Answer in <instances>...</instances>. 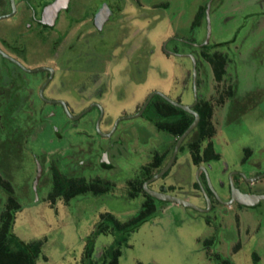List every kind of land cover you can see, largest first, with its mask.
<instances>
[{"label":"rangeland","instance_id":"1","mask_svg":"<svg viewBox=\"0 0 264 264\" xmlns=\"http://www.w3.org/2000/svg\"><path fill=\"white\" fill-rule=\"evenodd\" d=\"M9 1L0 0V12L11 10ZM21 1L15 0L16 16L0 20V49L8 50L5 44L16 47L11 53L26 67H59L46 97L65 101L74 114L100 102L106 113L100 128L105 131L120 115H132L154 91L194 101L192 61L167 51L193 52L200 59L201 100L216 107L214 131L200 143L201 153L211 144L220 156L208 165L214 190L224 199L228 196L226 177L240 167L243 155L252 157L242 167L244 172H264V0H72L69 13L58 21L55 32L30 21V17L25 21L30 13ZM23 1L46 4L51 0ZM211 1L208 22L203 11ZM102 2L112 6L111 20L103 30L95 28L97 33L89 25L85 39L96 38H89L85 47L74 44L66 51L80 27L73 29L64 42L60 32L78 20L91 24L89 19ZM209 25L210 46L232 38L235 41L206 53L175 39L169 42L174 36L205 41ZM80 49L83 59L76 58ZM45 78L43 72L26 73L0 54V90L12 87L6 97L11 100L9 105L17 108L9 122V116L0 120L4 123L0 127V213L6 211L8 198L1 185L7 187L9 183L23 206L16 213L13 231L24 241L40 243L37 264H84L88 239L101 216L110 212L125 221L137 213L145 196L128 197L127 180L132 184L141 181L150 148L161 142L164 147L170 146L175 137L154 135L144 145L141 143L153 132L146 126L148 112L142 118L123 121L110 141L117 144L119 137L126 138L122 147L114 145L110 151L112 163L120 167L102 172L100 143L107 140L95 125L99 109L94 108L79 121H70L60 104L45 106L39 99ZM249 93H255L263 103L226 128L229 102L242 100ZM49 123L59 128L61 137ZM131 129L132 140L127 141ZM125 148L129 152L116 159L115 154ZM191 159L192 151L186 146L163 183H180V190L166 191L204 207L205 193L192 184L198 178ZM53 160L69 177L108 178L114 187L105 195H80L68 202L58 198L52 203L48 193ZM38 162L44 164L45 174L36 184ZM254 186L264 190V180ZM216 203L212 201L213 208L207 214L172 202L158 203L161 211L134 232L127 245L109 229L99 234L93 246L90 243L91 262L107 263L119 251V264H264V201L255 208Z\"/></svg>","mask_w":264,"mask_h":264},{"label":"flooded vegetation","instance_id":"2","mask_svg":"<svg viewBox=\"0 0 264 264\" xmlns=\"http://www.w3.org/2000/svg\"><path fill=\"white\" fill-rule=\"evenodd\" d=\"M37 1H40V0H37ZM55 1L56 0H51L48 3H46V4H42L41 2H38V3L37 2H34L35 4H33L30 1L24 2L22 0L21 2L22 3H25V8H26L27 12L30 13V14L26 15L25 21H28L29 20V17H30V21L35 22V23H38V24H42V25H44V27L50 28L51 30H54V32H55V29L57 27L58 21L59 20L62 21L65 18L66 14L69 13L72 0L69 1V4H68V7L67 8H63V9L59 10V12L57 13V16L54 17V11L53 10L52 11H45V10H46V8L49 5L53 4V2H55ZM9 2L11 3V0ZM14 2H15V0H14ZM104 3H107L109 5L110 10H111V15L109 17V20L107 22H105V24L103 25V28L102 29H99L96 26V24H95V16H96L97 12L99 11V9L102 7V5ZM208 3H207V5H208ZM207 5H206L205 10H204L205 11V14H206V10H207ZM211 6H212V3H211ZM15 8L16 9H15V12L14 13L12 11L13 10L12 5H11V10H9L7 12H4L3 11V13L0 12V17L6 16L5 18H1L0 20L3 19V20H6V21H9L14 16H16V14L18 13V8H17L16 3H15ZM210 11H211V9H210ZM113 12H114V10L112 9V6L108 2H102L93 11L92 17L89 19V21L91 22V24L89 22H86L85 20H78V21H76L74 23V26L73 27H69V29L68 28L67 29H64L62 31V33L60 32V35L61 34L62 35L65 34L64 37H63V41H62V42H64L65 39H66V37L71 33V31L73 29H75L76 27H80L79 30L77 31V33L72 37V40L68 44L66 51L67 50H72V47L74 46V44H76V45L78 44L81 47H83V46L85 47L88 44L86 42H88V39L89 38L90 39L91 38H96V36H90V37L88 36V38L85 39L84 33L86 31H89L90 30V26L89 25H92L94 27V30L93 29L92 30L95 31L96 33H97V31L95 30V28L97 30H103L105 28L106 24L111 20ZM10 14H12V15L10 16ZM206 17H207V14H206ZM207 36H208V34H207ZM207 36H206L205 41L204 40H202V41H196L193 38H191V39H184V38H180V37H175L174 36V37L169 38V42L172 39H175V41H177V42L186 43L188 46H191V47L196 48V49H200L201 51H203V48L206 47V46L207 47L209 46L210 48L216 47L215 46L216 44L210 46L211 36H210V40H209L208 44L204 45V43L207 40ZM234 41H235L234 38H232L231 40H228V41H224V42H230V43L228 45H222V46H229ZM224 42H220V43H217V44H221V43H224ZM61 44H63V43H61ZM5 45H6V47L8 48L9 51L8 50H5V49H0V54L3 55V57L6 60L11 61L17 67L22 68L23 71H25L26 73H36V74H39L40 72H43V73L46 74V78H45L43 84L41 85V87L39 88V99L42 101V103L45 106H46V104L47 105L48 104H52V105L53 104H55V105L58 104L59 105L60 104V101H63V100H61V99H51V98H48V97L45 96V92H46L47 88L55 80L56 70L59 67H51V66H46V65H41V66H37V67H32L31 65H28L26 67L23 63H21L19 60H17L14 57V55L11 53V51H15L16 52V47H14L12 45L11 46H9V45L7 46V44H5ZM59 46H61L60 43L54 47L55 48V51L58 49ZM217 47H219V46H217ZM167 52H168V54H170L172 56L183 57V58H187V59H189V60L192 61V67H193V70H192V83L193 84L191 83V85L193 86L192 88L194 90V93H195V88H194V62L192 60V56L195 58L196 63H197V66H196V68H197V99H196V93H195V96H194V101H186V102L184 100L176 99V98H174L171 95H166V96L168 98H170L172 101L167 100V99H165V98H163V97L160 96L161 98H163V100H159V101L154 102L155 106L153 108H149V105H150V103H152V100L154 98L153 97L152 100L149 102L148 106L146 107V109L144 110L143 114L140 117H137V118H142L144 116V114L146 113V111H148V117L145 118L146 126H147V128L148 127H151L150 128L151 129L150 130V133L153 131L151 133V136H149V138L146 140V142L145 143H141L140 142L141 144H144V145L149 144V142H151L152 139H154V135H161V136L167 135V136L175 137V142L172 145H170V146L164 147V146H162L163 144L161 142V143H159L160 146L158 145L155 148H150V153H149V156H148V160H147V162L143 166V168H144V175H145V177H143V179H142L143 185H144V183L146 181L151 180L156 174H158L162 169H164L168 165L169 161L171 160L172 155H173L174 150H175L176 143H177L178 139L180 138V136L182 135L181 134V135L178 136L176 132H178L180 130L182 124L184 123L185 114L189 115V117L192 118V120L190 122V125L196 119L195 114H198L199 115L200 121H201V113L202 112L205 115H208L209 114L206 117L207 131L208 132L211 131V133H213V131H214V126L213 125H214V120H215L214 118H216L215 117V108L216 107L214 106V104H212L209 101L201 100V92H200L201 78H200V59H199V57L195 53H193V52H187V53H185V52H179L177 49H173V50L167 51ZM3 53L5 55H7V56H5ZM16 54H18V53H16ZM66 54H67V52L65 53V55ZM83 56H84V52H83L82 49H80V53H78V52L76 53V58L83 59ZM102 61H106V60L103 59ZM40 67H47V68L53 69V75H52V77H51V72L50 71L32 72V70H34L36 68H40ZM45 84H47V85H46V87H45V89L43 91V96H42L41 95V90H42V88H43V86ZM8 90L9 91H12V87L10 89L0 90V93L1 94H4L5 97H6V93L8 92ZM154 92H157V91H154ZM182 92H184V90H182ZM156 96H158V95H156ZM51 101H55V103H51ZM32 102H33V100H32ZM63 102H65V101H63ZM262 103H263L262 101L259 102V98H257V95L255 93H253V94L249 93V95H247L242 100H238V101H235V102L233 100H231V102H229L228 106L226 107V115H225V118H224L225 123H226L225 124L226 128L233 121H236V120H239L240 118H243L244 117V114L245 115L248 114L251 110L255 109L256 106H258V105H260ZM65 104H66V106L68 108V104L66 102H65ZM144 104H142V106L138 110H136L132 115H130V116L129 115H120L119 117H117L116 119H114L113 122L110 124V127L108 129H106L105 131H102L101 128H100L101 123L104 122V120H105L104 118L106 116L105 115L106 113L104 112V108L102 107V105H101L100 102L94 103V104H92L88 108L87 107L84 108L83 110H81V112H79L77 114H74V113H71L70 112L72 114V116H70L69 114H67V112H66V110H65V108H64V106L62 104H60V105L64 108L65 113L67 114L69 120L72 121V122H76V121H79L80 119H83L85 116L89 115L94 110V108H98L99 109L100 116L95 121V125L98 128L99 133L101 134V137L104 140H107V143L106 144L100 143V145L102 146V148H101V152H100L101 160H100V166H99L100 168L99 169H101L102 172H103V171L116 170L118 167H120L119 166V163H115V164L112 163L113 160L110 157V151L113 149V146L114 145H117L118 147H122V145L124 144V141L123 140H126V138L125 137L124 138L119 137V139L117 141V144L114 143V142H111L110 143V141L113 139V137L117 133V130H118L120 124L123 121L136 119V118H132L131 116L137 114L143 108ZM5 105L6 106H4V107H7V103ZM178 105L190 106V111H186L185 109L179 107ZM157 108H159V109H157ZM249 108H251V109H249ZM68 110H69V108H68ZM86 110H89V111L87 113L83 114L79 119L74 120L73 116H77V115L85 112ZM158 114H161V117H163L162 118V121H163V124H164V128H161L157 124V119H159ZM128 117H130V118H128ZM200 121H199V123H200ZM48 125H50V128L51 129H54L55 130L54 132H55L56 135H58L59 137L62 136V132H59V130H58L59 128H55V125H53L52 123L51 124L49 123ZM128 135L129 136H128L127 141L132 140V129L130 130V132L128 133ZM161 146L164 147V148L161 149ZM181 150L182 149H181V146H180L179 147V150L177 152V155L175 157V160H174L172 166L170 167V169L163 176H161L159 179H157L155 181H151L149 183L148 187L151 190H154L156 192H160V193L169 194V195L174 196V194L168 193L166 191V189L173 190V191H175L177 188L179 190L181 189L182 186H181L180 183H178V184H176L174 182L165 183V184L163 183L164 178L168 177L171 173H173V169H174V167L177 164L178 154H179V152ZM127 151L129 152V148L123 149L120 153H118V155L115 154L116 155L115 158L118 159V160H120V157H123L124 158V153L127 152ZM68 152H70V151H68ZM71 152H73V150ZM82 153H84V150H82ZM212 153H218V151L216 150V148L214 149V147H213V152ZM77 157H79V156H77ZM204 158L205 157H203V160L199 164H196L194 162L193 158L191 159L192 166L195 167L194 169H195V171H197V178H198L197 179L198 181H193L192 184L198 190H200V188H203L206 191L207 195L210 197L211 203H212V201L213 202L216 201L217 202L216 203L217 205L218 204H220V205H227V206H234L235 205L237 208H244V207L250 208L249 206L242 205V204L238 203L237 201H235L232 204H228V202L232 199L233 187L236 188V189H238L241 193H244V194H255V195H263L264 194V190L262 188H259V186L255 188V186H254V185L257 186L258 183H261V181L264 180V172H259V170H258V171H255V173H252L251 175H248L246 172H244L242 170V167L245 166L250 161V159L252 157L249 158L248 156L246 157V156L243 155L242 158L240 159V164H239L240 167L239 168H236V169H233V170H231L229 172L228 176L226 177L227 186H228L227 187L228 188L227 189L228 190V196L225 199L222 198V197H220L218 195V193H216V191L214 190L213 186H212V188L209 187L210 186L209 185V180H210V183L212 185V182H211V179H210V173L208 171V165H209V162L210 161H206V160H204ZM81 161H82V159L78 161V165L79 166L82 165L81 164ZM104 163H106V165ZM39 164H40V162H38V167H39ZM42 168H43V166H42ZM44 171L45 170L43 169L42 170V176L44 174ZM113 173L115 174V173H117V171L116 172H113ZM118 173H120V172L118 171ZM37 175H38V170H37ZM41 177H40V179H41ZM40 179H39V181H40ZM35 180H36V178H35ZM127 181L130 183V186H132V181L130 179L127 180ZM157 183H158V186L154 189L153 186H155V184H157ZM202 198L205 200V197L203 195H202ZM156 200L158 202L160 201L158 199H156ZM263 201L259 202L257 205L253 206L252 208H255V207L259 206ZM172 203H174V202H172ZM198 207H200L203 210H206L207 207H208V203H207V205L205 204L204 207H202V206H198ZM211 208H213V207H211ZM192 210H194V209H192ZM194 211H196L199 214H207V213L210 212V211H208V212H205V211L204 212H201V211H198V210H194Z\"/></svg>","mask_w":264,"mask_h":264},{"label":"trees","instance_id":"3","mask_svg":"<svg viewBox=\"0 0 264 264\" xmlns=\"http://www.w3.org/2000/svg\"><path fill=\"white\" fill-rule=\"evenodd\" d=\"M203 14H205V11H203ZM229 43L230 42H224L221 44H216L215 46L217 47L228 45ZM209 48V46L204 47L203 52L206 53ZM210 61L213 62L214 60L210 58ZM10 94L15 95V92H11ZM159 100H163V98H161L160 96H154L152 103H150L149 105V108H153L155 106L154 102ZM10 101L11 100L9 97L6 98L4 94L0 93V120L4 117L6 118L9 116V122L15 115V112H17V108H15L14 106L11 107L9 105ZM6 103L7 107H4L6 106ZM8 110L10 111V113L9 115H6ZM147 112L148 111H146V113ZM208 115H205L203 112L201 113L200 123H198L197 127L185 138L184 142L181 145L182 150L185 149L186 146L190 147V150L192 151V158L196 164L201 163L203 157H205L204 160L206 161L218 160L220 157L218 153H212L213 145L211 144L210 147L205 150V152H200V143L207 135L212 134L211 131H207L206 117ZM158 117V126L164 128V124L162 121L163 117H161V114H158ZM191 120L192 118L189 117V115L185 114L184 123L182 124L180 130L176 132L178 136L183 134V132L187 130ZM5 124L7 125L10 123ZM1 126L4 127V123H0V127ZM66 156H63V158H65ZM43 163L45 164V161ZM44 164H42L43 169H45ZM104 164L106 165V163ZM50 170L52 172V176L50 179L52 181V186L48 193V199L51 200L52 203H55L58 198H63L68 202L80 195H105L109 193L114 187V183H112L109 179L103 177L96 178L94 180H87L83 176L78 178L69 177L66 175V173L60 167L56 160H53L51 162ZM7 184V187L1 185L8 198L6 202V211L0 213V264H37L40 243L37 241H24L20 239L13 231L16 213L21 211L23 206L18 201L17 197L14 196L12 187L9 185V183ZM140 194H144L145 199L137 213L128 218V220L122 221L110 212H106L101 216L88 239L89 244L85 248L83 258L84 264H95L91 262L90 243L93 246L95 238L104 230L109 229L116 239L122 240L127 245L130 236L134 232L139 230V228L144 223L150 221L158 212L161 211L162 207L158 205V203H166L164 201L158 202L155 198L147 194L143 189L142 180L137 182L136 184L133 183L132 186H130L128 197H136ZM121 254L122 253L118 251L113 255L112 259L109 262L103 264H119Z\"/></svg>","mask_w":264,"mask_h":264},{"label":"water","instance_id":"4","mask_svg":"<svg viewBox=\"0 0 264 264\" xmlns=\"http://www.w3.org/2000/svg\"><path fill=\"white\" fill-rule=\"evenodd\" d=\"M69 1L70 0H56L55 2H53V4L49 5L45 11H54V17L57 16V13L59 12V10L63 9V8H67L68 7V4H69ZM11 3H12V7H13V13L15 12V2L14 0H11ZM211 3L212 2H209L208 5H207V10H206V14H207V20L209 22V18H210V9H211ZM12 13V14H13ZM10 14V16L12 15ZM111 15V10H110V7L107 3H104L102 5V7L99 9V11L97 12L96 16H95V24L96 26L99 28V29H102L103 28V25L105 24V22H107L109 20V17ZM6 16L4 17H0L1 18H5ZM208 36H207V40L206 42L204 43V45L208 44L209 40H210V36H211V28H210V25H209V28H208ZM4 54V53H3ZM5 55V54H4ZM7 56V55H5ZM192 60L194 62V88H195V93H196V99H197V63H196V60L195 58L192 56ZM39 71H50L51 72V77L53 75V69H50V68H47V67H40V68H36L34 70H32V72H39ZM47 84H45L41 90V95L43 96V91L45 89ZM161 96L167 100H170L172 101L170 98H168L166 95H164L163 93L161 92H153L150 94L149 98L147 99L146 103L144 104L143 108L135 115L131 116L132 118H137V117H140L144 110L146 109V107L148 106L149 102L152 100V98L154 96ZM51 103H55V101H51ZM60 104H62L67 112V114H69L70 116H72V114L70 113V111L68 110L65 102L63 101H60ZM179 107L185 109L186 111H190V106H182V105H178ZM91 109V108H90ZM89 110H86L85 112L77 115V116H73L74 120H77L79 119L83 114L87 113ZM196 116V119L194 120V122L187 128V130L180 136V138L178 139L177 143H176V146H175V150H174V153L172 155V158L171 160L169 161L168 165L162 169L158 174H156L151 180L149 181H146L143 185V188L144 190L152 197L160 200V201H164V202H174V203H177L179 205H182L184 207H187V208H192L194 210H198V211H201V212H208L210 211L211 207H212V203H211V200L209 198V196L207 195L206 191L202 188L203 192L205 193V196H206V199H207V203H208V207L206 210H203L201 209L200 207H198L197 205L187 201V200H183V199H180L178 197H175V196H172V195H169V194H164V193H160V192H156L154 190H151L148 185L151 181H155L157 179H159L161 176H163L169 169L170 167L172 166L174 160H175V157L177 155V152L179 150V147L181 146L182 142L185 140V138L195 129V127L198 125L199 121H200V118H199V115L198 114H195ZM130 118V117H128ZM123 119V118H122ZM121 120V119H120ZM42 166L39 164V167H38V175L36 177V180H35V183L38 184L39 182V179L40 177L42 176ZM209 185L210 187L212 188V185L210 183V180H209ZM202 187V186H201ZM264 200V194L263 195H255V194H244V193H241L238 189L234 188L233 187V195H232V199L228 202V204H232L234 203L235 201H237L238 203L242 204V205H245V206H249V207H253L255 205H257L259 202L263 201Z\"/></svg>","mask_w":264,"mask_h":264}]
</instances>
